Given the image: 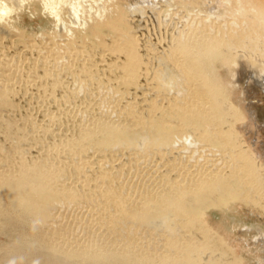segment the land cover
Wrapping results in <instances>:
<instances>
[{
    "label": "bare ground",
    "instance_id": "bare-ground-1",
    "mask_svg": "<svg viewBox=\"0 0 264 264\" xmlns=\"http://www.w3.org/2000/svg\"><path fill=\"white\" fill-rule=\"evenodd\" d=\"M24 1L0 0V221L31 209L39 247L88 264H169L215 246L196 197L264 205L207 65L237 50L263 66L264 90L253 3L41 0L57 26L36 40L8 15Z\"/></svg>",
    "mask_w": 264,
    "mask_h": 264
},
{
    "label": "rangeland",
    "instance_id": "rangeland-1",
    "mask_svg": "<svg viewBox=\"0 0 264 264\" xmlns=\"http://www.w3.org/2000/svg\"><path fill=\"white\" fill-rule=\"evenodd\" d=\"M3 1L11 5L10 0ZM120 1L122 7L128 10L132 7L141 10L146 4L151 8L152 5L159 7L157 4L159 0ZM208 1H212L215 5L220 4L221 7H226L225 2H227L226 0ZM244 1L253 3L251 5L253 12L257 11L260 16L264 14V0H242ZM8 15L18 26H24L32 38L37 37L39 40L40 37L37 36L39 33L47 36H53L56 33L57 21L41 0H25L20 8L14 9ZM60 15L68 24L69 18L65 9L61 10ZM260 25L263 26L264 21ZM222 48H216L221 52H218L217 60L213 64L210 61L207 62V65H210L208 74L211 80L219 81L220 93L228 103L227 105L231 107L228 115L232 130L236 133V140L257 165L254 169L264 191V112L258 113L257 108L264 104V90L260 89L252 78L261 74L263 66L258 60L244 57L237 50L232 54L223 51L225 48ZM210 196L212 194L195 198L194 202L199 204L193 214L196 215V219H199L197 222L201 227L200 231H204L209 236L208 240H211L215 246L199 249L197 255L190 258L191 261L184 263L169 261L168 263L264 264V205L253 204L230 193L217 194L215 199ZM21 211L23 223H18L17 220L0 221V264H88L85 258H69L39 247L30 235L41 226L39 217L34 215L31 209ZM102 264L115 263L110 260ZM120 264L150 263L129 259Z\"/></svg>",
    "mask_w": 264,
    "mask_h": 264
}]
</instances>
